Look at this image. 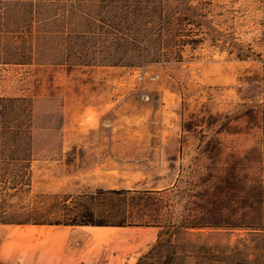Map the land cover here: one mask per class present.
<instances>
[{
    "label": "rangeland",
    "instance_id": "374dc122",
    "mask_svg": "<svg viewBox=\"0 0 264 264\" xmlns=\"http://www.w3.org/2000/svg\"><path fill=\"white\" fill-rule=\"evenodd\" d=\"M201 21L207 34L197 48L139 67L61 64L62 45L48 38L33 43L31 62H0V96L31 98L35 115L30 191L0 194V207L31 222L0 223V264L23 263L16 241L31 236L17 233L33 226L48 230L87 210L117 221V198L89 197L97 188L150 191L124 203L127 222L159 227L163 255L145 264L167 256L174 264H264V240L245 229L186 226L213 221L211 194L229 173L228 223L260 208L264 0H213Z\"/></svg>",
    "mask_w": 264,
    "mask_h": 264
},
{
    "label": "trees",
    "instance_id": "16d2710c",
    "mask_svg": "<svg viewBox=\"0 0 264 264\" xmlns=\"http://www.w3.org/2000/svg\"><path fill=\"white\" fill-rule=\"evenodd\" d=\"M212 3L213 0H184L175 4L167 0H0V62L19 65L31 62L36 55L33 43L44 38L62 45L61 64L70 66L139 67L182 58L186 48L195 49L204 41L207 31L201 18L209 15ZM9 43L20 45L1 46ZM34 116L31 98L0 96V194L4 196H12L10 190L15 195L30 191ZM262 172L258 182L260 208L254 215L248 211L243 223L227 221L223 204L231 187L230 179H235L229 173L228 177L217 178V190L211 194L212 203L217 206L211 211L213 221L186 226L240 227L249 236L264 240V163ZM147 194L150 191L97 188L88 196H115L118 200L115 213L119 219L112 222L92 219L91 211L87 210L83 219L65 224L153 225L129 223L126 219L127 200H143ZM19 214L17 210L0 207V223L31 222L16 219ZM144 260L148 259L142 257L136 264H145Z\"/></svg>",
    "mask_w": 264,
    "mask_h": 264
},
{
    "label": "crops",
    "instance_id": "0c3cea01",
    "mask_svg": "<svg viewBox=\"0 0 264 264\" xmlns=\"http://www.w3.org/2000/svg\"><path fill=\"white\" fill-rule=\"evenodd\" d=\"M89 227L111 230L98 236L85 230ZM159 232V227L154 225L54 224L48 230L33 226L27 232L17 233L31 237H16L22 239L16 244L23 246L15 249V258L22 260V264H136L142 257L153 259L163 255L159 249ZM36 233L45 235L33 237ZM168 257L166 264H174L176 257Z\"/></svg>",
    "mask_w": 264,
    "mask_h": 264
},
{
    "label": "bare ground",
    "instance_id": "6f19581e",
    "mask_svg": "<svg viewBox=\"0 0 264 264\" xmlns=\"http://www.w3.org/2000/svg\"><path fill=\"white\" fill-rule=\"evenodd\" d=\"M86 231H91L95 235H107L111 230L110 228H102V227H89L85 229ZM37 231V230H36ZM25 232V231H24ZM31 233V232H30ZM32 234V233H31ZM34 234V232H33Z\"/></svg>",
    "mask_w": 264,
    "mask_h": 264
}]
</instances>
